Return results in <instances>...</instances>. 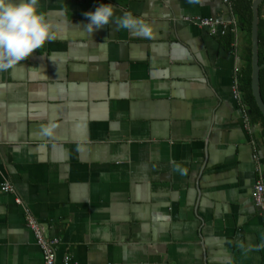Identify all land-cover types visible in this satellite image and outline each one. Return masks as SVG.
<instances>
[{"label":"crops","instance_id":"0c3cea01","mask_svg":"<svg viewBox=\"0 0 264 264\" xmlns=\"http://www.w3.org/2000/svg\"><path fill=\"white\" fill-rule=\"evenodd\" d=\"M109 3L152 37L85 35L84 13ZM40 4L57 38L0 71V264H43L26 213L55 264H264V150L232 95L242 36L229 51L184 21H232L229 5Z\"/></svg>","mask_w":264,"mask_h":264},{"label":"clouds","instance_id":"9594fccd","mask_svg":"<svg viewBox=\"0 0 264 264\" xmlns=\"http://www.w3.org/2000/svg\"><path fill=\"white\" fill-rule=\"evenodd\" d=\"M40 8V0H0V71L19 65L46 42L57 38ZM84 15L89 20L84 25L87 36L110 23L116 25V31L126 29L147 38L153 34L151 26L132 11L117 16L116 7L110 3L101 4ZM175 170L187 174V169L178 164Z\"/></svg>","mask_w":264,"mask_h":264},{"label":"trees","instance_id":"16d2710c","mask_svg":"<svg viewBox=\"0 0 264 264\" xmlns=\"http://www.w3.org/2000/svg\"><path fill=\"white\" fill-rule=\"evenodd\" d=\"M252 1L253 0H229V8L236 25L227 28L218 40L223 49L232 50L235 47L239 34L242 36L240 48L241 65L235 75L237 90L242 96V102L248 115L250 125L259 126L260 151L264 150V117L258 109L251 89V25H252ZM258 64L259 88L261 99L264 103V0L258 7ZM262 164L264 169V152ZM264 185V175H263Z\"/></svg>","mask_w":264,"mask_h":264},{"label":"built area","instance_id":"2783aa9c","mask_svg":"<svg viewBox=\"0 0 264 264\" xmlns=\"http://www.w3.org/2000/svg\"><path fill=\"white\" fill-rule=\"evenodd\" d=\"M224 3L229 5V0H222ZM185 22L195 25L200 28H205L209 31L211 35L219 36L223 34V32L229 28L230 26H235V20L232 21H223L219 18H201V17H186L184 19ZM238 71V70H237ZM236 71V73H237ZM232 95L233 98L242 105V113L244 121H248V115L246 113V109L243 105L242 98L240 93L237 90L236 80L234 81V85L232 87ZM253 158H256L253 156ZM1 190L5 193H12L13 189L10 185L4 184L1 187ZM253 202L256 208L264 215V185L262 180H258L254 185L253 189ZM26 226L30 229L33 233L35 238L36 244L40 249L42 254L43 264H55L56 261V245L58 241L55 239H47L43 233V229L37 223L35 218L30 214L26 213L25 216ZM69 258H65V264H67Z\"/></svg>","mask_w":264,"mask_h":264},{"label":"water","instance_id":"95a60500","mask_svg":"<svg viewBox=\"0 0 264 264\" xmlns=\"http://www.w3.org/2000/svg\"><path fill=\"white\" fill-rule=\"evenodd\" d=\"M263 0L252 1V25H251V89L255 100V103L264 117V103L261 99L260 88H259V71L260 67L258 64L259 53H258V7ZM242 98V96H241Z\"/></svg>","mask_w":264,"mask_h":264}]
</instances>
